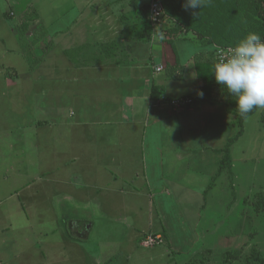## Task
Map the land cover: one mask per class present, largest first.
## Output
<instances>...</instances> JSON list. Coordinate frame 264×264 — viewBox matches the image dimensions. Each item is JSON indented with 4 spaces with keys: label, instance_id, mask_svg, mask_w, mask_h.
I'll return each instance as SVG.
<instances>
[{
    "label": "crops",
    "instance_id": "1",
    "mask_svg": "<svg viewBox=\"0 0 264 264\" xmlns=\"http://www.w3.org/2000/svg\"><path fill=\"white\" fill-rule=\"evenodd\" d=\"M148 2L0 0V140L8 148L0 159L2 166L16 169L4 179L9 191L15 190L17 179H28L24 186L42 168L43 177H55L46 182H65L81 191L76 197L88 207L94 202L96 213L104 199L96 200L87 190L101 189L99 177L108 175L116 192L138 196L148 190L152 199L168 192L170 177L181 190L195 189L205 196L195 207L200 218L205 214L206 195L217 187L221 172L216 167L223 154L216 152L223 147L215 146L220 131L213 126L222 128L234 119L235 99L223 86L207 85L213 61L208 54L214 45L166 16L148 38L142 16ZM28 14L36 18L27 20ZM113 41L111 50H102ZM41 44L43 56L35 60ZM158 65L163 69L156 72ZM179 96L191 97L195 105L172 109L168 100ZM218 103L222 109L206 107ZM205 110L211 113L203 126L200 112ZM229 112L228 123L216 122L219 114ZM198 128L200 137L193 134ZM196 139L198 145L191 144ZM15 148L17 154L9 153ZM69 148L77 153L67 156ZM52 151L55 172L46 168ZM79 158L96 169L89 170ZM93 174V180L84 178ZM189 174H206L208 180L196 187L186 182ZM59 187L55 199H67ZM96 217L61 218V226L68 224L72 234L87 238L100 226ZM111 224L113 230L127 228L117 221ZM163 231L148 234L165 238ZM144 235L137 238L138 246Z\"/></svg>",
    "mask_w": 264,
    "mask_h": 264
},
{
    "label": "rangeland",
    "instance_id": "2",
    "mask_svg": "<svg viewBox=\"0 0 264 264\" xmlns=\"http://www.w3.org/2000/svg\"><path fill=\"white\" fill-rule=\"evenodd\" d=\"M203 47L208 49V45ZM210 50L209 47L207 51ZM43 51L41 44L35 60L42 58ZM208 55L212 57V53ZM206 107L222 109V104ZM74 112L73 118H77L79 114ZM201 113L204 118L200 123L205 126L206 114L211 112ZM229 114H219L216 122L228 123ZM232 115L234 119L226 126H213L220 131L215 137L216 147H224L237 134L240 126L234 122L236 115ZM241 128V134L229 146L230 165L222 168L217 187L206 195L205 214L201 218L197 214L200 209L195 207L205 202V196L195 189L181 190L170 177L166 182L168 192L163 190L161 197L154 199L148 196V190H141L138 196L126 190L116 192L107 181L108 175L99 177L96 182L101 189L87 190L96 200L104 199L105 204L96 213L94 202L88 207L84 205L86 201L76 197L81 191L73 190L65 182H46L52 176L43 177L42 168L33 171L24 186L28 179H17L15 190L9 191L4 179L16 169L2 166L1 157L8 154V148L0 140V264H248L246 258L252 249L264 259V211L253 205L254 194L264 195V109H256L247 116ZM193 134L200 137L199 128ZM192 143L198 145V140ZM75 151L76 148L67 149V156L76 154ZM12 152L17 154V148L9 153ZM53 155L52 151L51 163L46 164L51 172L56 171ZM84 164L92 170L86 161ZM166 174L164 177L169 176ZM95 176L84 178L90 181ZM206 177L189 174L186 182L199 187L208 180ZM52 178L54 181L55 177ZM59 186L66 191L67 199H55ZM90 214L101 221H95L100 226L91 230L87 238L72 234L68 224L61 226V218L84 219ZM112 220L127 228L120 226L113 230ZM162 230L166 237L161 244L149 247L136 244L143 234L144 238L150 232Z\"/></svg>",
    "mask_w": 264,
    "mask_h": 264
},
{
    "label": "trees",
    "instance_id": "3",
    "mask_svg": "<svg viewBox=\"0 0 264 264\" xmlns=\"http://www.w3.org/2000/svg\"><path fill=\"white\" fill-rule=\"evenodd\" d=\"M165 5V16L177 23L186 31L192 32L197 39L204 40V43L218 46H233L237 41L244 37L248 32H256L264 38V0H210L206 6L198 11V15L193 16L192 10H185L182 6L185 0H162ZM148 4L145 5L142 16L146 23L148 38L150 37L151 27L147 21ZM36 15L28 14L27 20H34ZM25 23L21 29L25 30ZM115 42L102 45V50L109 51ZM212 56L213 51H212ZM214 57L209 69L207 85H217L213 74ZM156 90H153L154 95ZM235 99V97H233ZM156 100V99H155ZM195 105L192 99V104ZM256 109L245 116H241L238 109L235 111L236 120L240 128L234 137L228 139L226 145L217 149L216 152L223 153L219 162L218 173L223 167L230 165L229 146L242 132L244 119L252 114ZM233 122V123H234ZM253 205L256 210L264 211V195L256 193L253 196ZM248 264H264V259L255 249L251 250L249 257L246 258Z\"/></svg>",
    "mask_w": 264,
    "mask_h": 264
},
{
    "label": "clouds",
    "instance_id": "4",
    "mask_svg": "<svg viewBox=\"0 0 264 264\" xmlns=\"http://www.w3.org/2000/svg\"><path fill=\"white\" fill-rule=\"evenodd\" d=\"M209 2L185 0L182 6L196 16ZM212 75L218 85L235 97L241 116L254 109H264V38L256 32H248L226 52L219 53ZM199 95L202 97L203 92Z\"/></svg>",
    "mask_w": 264,
    "mask_h": 264
},
{
    "label": "built area",
    "instance_id": "5",
    "mask_svg": "<svg viewBox=\"0 0 264 264\" xmlns=\"http://www.w3.org/2000/svg\"><path fill=\"white\" fill-rule=\"evenodd\" d=\"M165 16V5L162 0H149L148 2V12H147V21L154 33L158 30L156 25L159 23L160 19ZM231 46H218L215 45L213 48V57L214 63L218 59V55L221 52H226ZM155 71H161L163 68L161 65L156 66ZM168 104L174 110H185L192 104V98L189 96H179L171 98L168 100ZM164 238L158 234H148L141 239L140 245L143 247H149L154 245H159L163 242Z\"/></svg>",
    "mask_w": 264,
    "mask_h": 264
}]
</instances>
